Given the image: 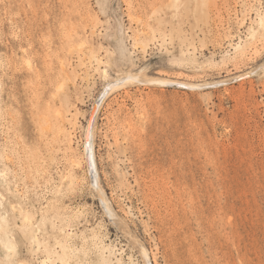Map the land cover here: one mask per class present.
<instances>
[{"label":"rangeland","instance_id":"obj_1","mask_svg":"<svg viewBox=\"0 0 264 264\" xmlns=\"http://www.w3.org/2000/svg\"><path fill=\"white\" fill-rule=\"evenodd\" d=\"M44 263L264 264V0H0V264Z\"/></svg>","mask_w":264,"mask_h":264},{"label":"bare ground","instance_id":"obj_2","mask_svg":"<svg viewBox=\"0 0 264 264\" xmlns=\"http://www.w3.org/2000/svg\"><path fill=\"white\" fill-rule=\"evenodd\" d=\"M263 20V19H262ZM247 74H250V72H247V73H245L244 74V76H246ZM242 76V75H241ZM132 76H130V78H131ZM139 79V78H138ZM164 82H168V81H164ZM120 83V82H119ZM178 83H182V84H185V85H188L189 87H191V88H195V87H197L198 85H196V84H193V83H188V82H178ZM111 86V85H110ZM113 87L112 88H114L115 86H116V84H113L112 85ZM92 124H91V122L89 121V126H88V128H87V130H86V140H87V142H86V159H87V162H88V164H89V166H90V168L92 169L93 167H94V152L92 151V148H91V146H90V140L94 137V132L92 131ZM94 141V140H93ZM92 172H93V170H91ZM28 219V218H27ZM145 253V252H144ZM146 256H147V258H148V254L146 253ZM149 259V258H148ZM44 264H47V263H44Z\"/></svg>","mask_w":264,"mask_h":264}]
</instances>
